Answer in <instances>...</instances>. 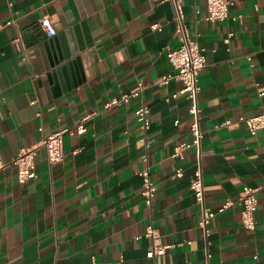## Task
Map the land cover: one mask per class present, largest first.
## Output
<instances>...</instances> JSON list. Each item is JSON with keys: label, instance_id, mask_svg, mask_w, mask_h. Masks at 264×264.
<instances>
[{"label": "crops", "instance_id": "obj_1", "mask_svg": "<svg viewBox=\"0 0 264 264\" xmlns=\"http://www.w3.org/2000/svg\"><path fill=\"white\" fill-rule=\"evenodd\" d=\"M184 6L208 64L202 153L194 145L180 158L175 146L192 140L194 115L183 80L160 83L175 71L168 46L182 43L171 1L0 0V264H154L150 224L173 244L158 264H264V128L253 133L239 121L264 110V0H237L216 21L207 0ZM72 37L84 48L57 60L60 40L70 45ZM140 80L143 96L106 107ZM143 98L151 106L148 141L136 117ZM227 119L234 124L220 125ZM83 120L87 130L67 133L65 158L51 163L41 142ZM31 146H40L38 176L21 181L14 159ZM201 155L208 205L235 201L213 218L208 237L191 186ZM146 168L158 186L152 205L143 193ZM247 184L259 187L254 229L237 201Z\"/></svg>", "mask_w": 264, "mask_h": 264}, {"label": "built area", "instance_id": "obj_2", "mask_svg": "<svg viewBox=\"0 0 264 264\" xmlns=\"http://www.w3.org/2000/svg\"><path fill=\"white\" fill-rule=\"evenodd\" d=\"M157 2L171 1L175 6V21L176 32L181 35L182 43L179 47L173 48L168 46L167 54L175 71L165 74L161 80V84H168L173 78H179L184 82L183 93H186L192 100L191 112L194 115V121L191 125V132L193 138L190 141H183L175 146L173 155L185 158L186 150L194 145L200 149L202 153V144L205 136V132L201 125L202 120V108L200 105V91L202 89L201 73L202 70L208 64L207 48L203 46L199 40L192 36L186 19V11L184 6L185 0H156ZM237 0H207L208 18L216 21L228 18L231 15V6ZM11 22V21H10ZM44 28L50 33L55 34V26L50 20L42 22ZM156 29H162L163 24L156 22L153 24ZM18 40L21 38H17ZM230 40V38H227ZM147 88L145 80H140L138 86L133 91L124 92L120 96H115L106 103V107L113 105H122L129 102L133 97H140L144 95ZM179 96L178 92H175L167 96L170 100L172 97ZM136 117L139 120L142 128L146 132V136L143 140L148 141V131L151 128V106L143 98L140 106L136 110ZM240 122L247 124L249 129L253 133H257L264 128V110L255 114H243L239 118ZM179 122V120H177ZM234 121L227 119L220 125H232ZM87 130L85 121H81L78 125L62 127L52 132L47 138L41 142L46 146L48 157L51 163L63 160L65 158V135L67 133H83ZM40 146L24 147L14 159V162L19 166V178L21 181L38 176L37 171V155L39 153ZM81 148L75 150L80 151ZM6 165V162L0 158V169ZM144 176V189L143 193L146 196L147 202L152 205L154 198L158 191L157 183L152 177L149 168H146L141 172ZM184 169L182 167L177 168V175L183 176ZM192 189L195 193L197 200L200 202L203 208V216L200 221V225L205 230V235L208 237L210 230V223L213 218L220 212L225 210L231 203L235 202L231 198L225 202L219 209H215L208 205L206 197V185H205V172L202 163V155L198 163L197 169L192 178ZM259 187L253 185H246L244 192L237 199L242 204V220L246 227L256 228L258 225V210L260 207V198L258 195ZM146 234L152 238V248L148 251V255L155 259L154 264L157 263V258L165 254L173 244L166 243L161 239V233L159 229L150 224L146 230ZM141 234L139 235V237Z\"/></svg>", "mask_w": 264, "mask_h": 264}, {"label": "water", "instance_id": "obj_3", "mask_svg": "<svg viewBox=\"0 0 264 264\" xmlns=\"http://www.w3.org/2000/svg\"><path fill=\"white\" fill-rule=\"evenodd\" d=\"M57 38V36H56ZM84 48V41L81 39V37L75 39L74 37L71 38L70 40V45L67 42H62L60 40V44L58 45V51H57V60H65V59H71V56L73 54L75 55H79L81 49ZM77 59H79V61H81L80 58H76L73 59L72 61H70V63H68L69 65H72L74 62H78ZM73 62V63H72ZM81 67V65H80ZM64 70L63 67H60L59 71L62 72ZM61 74V73H60Z\"/></svg>", "mask_w": 264, "mask_h": 264}]
</instances>
